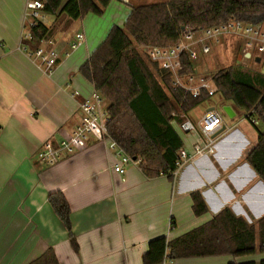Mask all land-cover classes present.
I'll return each mask as SVG.
<instances>
[{
	"label": "crops",
	"instance_id": "0c3cea01",
	"mask_svg": "<svg viewBox=\"0 0 264 264\" xmlns=\"http://www.w3.org/2000/svg\"><path fill=\"white\" fill-rule=\"evenodd\" d=\"M28 1L0 0V264H31L48 250L60 264H143L152 240L178 238L226 208L250 224L264 216V183L247 162L262 131L251 122V113L229 101L224 109L231 108L233 117H222L224 132L215 156L181 168L173 179L147 178L138 164L124 166L123 174L115 172L120 163L117 152L109 142L97 140L54 166L41 162L40 147L70 136L82 117L80 102L96 91L82 75V67L114 26L124 27L132 6L148 3L113 0L101 17L47 19V26H53L49 41L59 53V63L49 74L23 45ZM78 33L85 40L71 50ZM75 93L78 96L73 97ZM207 108L205 113L216 110L213 105ZM186 118L194 122L188 114ZM186 141L192 143L194 138ZM196 191L208 207L199 218L191 198ZM53 193L62 194L68 203L78 253L49 202ZM263 259L257 254L164 264H241Z\"/></svg>",
	"mask_w": 264,
	"mask_h": 264
},
{
	"label": "trees",
	"instance_id": "16d2710c",
	"mask_svg": "<svg viewBox=\"0 0 264 264\" xmlns=\"http://www.w3.org/2000/svg\"><path fill=\"white\" fill-rule=\"evenodd\" d=\"M41 1L43 13L60 22L65 18L78 21L88 14L101 17L113 0ZM231 20L262 27L264 0H167L132 6L124 27L114 26L82 67V75L107 102L109 137L139 163L147 178L168 176L173 179L178 153L184 144L173 121H182L179 115L186 116L210 97L205 91L199 98H193L181 89H174L172 75L159 64L145 60L138 48L176 46L188 32H200ZM28 30L32 39H23V45L29 53L35 52L42 41L49 40L53 34V26L43 23ZM180 66L182 76L195 74L188 54H182ZM205 80L212 82L216 93H220L225 101L251 113L264 125L263 74L235 65L221 69ZM247 162L264 183V131L259 133L258 143L247 156ZM191 198L195 216L206 215L208 207L201 193L196 191ZM49 202L78 253L65 197L53 193ZM257 254L264 255V216L257 226L250 225L226 208L209 222L178 238L152 240L143 256V264L219 256L243 258ZM31 264L60 263L55 253L48 250ZM241 264H264V259Z\"/></svg>",
	"mask_w": 264,
	"mask_h": 264
},
{
	"label": "built area",
	"instance_id": "2783aa9c",
	"mask_svg": "<svg viewBox=\"0 0 264 264\" xmlns=\"http://www.w3.org/2000/svg\"><path fill=\"white\" fill-rule=\"evenodd\" d=\"M43 10L44 3L41 0H29L27 5V18L29 20H27V24L24 27L31 29L36 27L38 23L47 25V15L43 13ZM28 29L25 30L23 35V39L25 40L32 39ZM200 33L202 36L196 39L195 35ZM225 35L246 40L245 59L252 58V53L248 49L253 45H256L258 52L264 56V30L260 27L231 20L200 32H188L176 46L165 48L150 47L146 49L147 57L151 62L159 64L161 69L168 71L172 75V86L174 89H181L192 95L193 98H199L202 92L205 91L211 98L215 95L216 90L215 88H209V81H206L205 78L197 80L195 74L187 76L180 74V58L184 53L188 54L191 60L196 58L197 54L193 50V47L196 45L202 46L203 53H209L210 49L205 45V42L210 39L218 41V37ZM84 40L85 36L83 34H76L74 42L71 45V50H76L80 47ZM29 55L38 61L39 67L49 74L59 62V53L49 40L42 41L40 47ZM76 96H78L77 93L73 95V97ZM104 103L105 100L96 91L82 100L79 104L82 117L76 129L68 138L63 139L58 144H54L51 141L45 142L37 152L38 159L47 166H54L65 157L75 153L81 146L89 143V141L97 140L105 143L109 142L110 149L117 152L120 163L115 167V172L123 174L125 172L124 166L130 164L139 165L138 162L127 156L118 147L117 143L109 137V116ZM182 118L183 120L180 122L178 120L173 121L174 127L181 134L193 137L194 141L188 145L183 144L178 153L177 170L175 172L187 165H195L202 159L215 156L220 139L216 135L223 129V118L216 110H208L198 123L187 119L186 116ZM251 122L254 125L258 124V120L256 119L251 120Z\"/></svg>",
	"mask_w": 264,
	"mask_h": 264
},
{
	"label": "rangeland",
	"instance_id": "374dc122",
	"mask_svg": "<svg viewBox=\"0 0 264 264\" xmlns=\"http://www.w3.org/2000/svg\"><path fill=\"white\" fill-rule=\"evenodd\" d=\"M129 2L136 4H153L151 2H159V0L156 1H140V0H129ZM48 20H52V17H47ZM62 22V21H61ZM62 24V23H61ZM60 26L58 24L57 26ZM264 30V25L260 27ZM26 30V29H25ZM202 36V34H196L195 38L199 39V37ZM205 45H207L210 49L209 53L205 54L202 51L201 45H196L193 47V50L196 52V58H194L193 61V67L195 70V78L197 80L205 77H209L216 72H218L221 69L228 68L230 66L235 65H243L251 69L255 73H260L264 75V56H262L258 50L257 46L253 45L248 50L252 53L251 59H245L244 58V51L246 49V40H240L239 37L234 36H220L218 37V41L216 39H210L205 42ZM141 55L149 62V58L147 57L146 48H138ZM256 57H260L262 59L261 63H256ZM209 88L213 89L214 86L211 81H209ZM229 104L228 101H225L220 93H215L214 97L209 98L204 103L200 104L198 107L193 109L188 113V116L194 120L195 123H198L199 120L204 115L205 111L208 109L207 107L209 105H213L216 110L219 112V114L225 119L227 118L226 113L224 111V107ZM104 105L107 107V102L104 103ZM175 115V114H174ZM180 117L184 115H179ZM175 117H177L175 115ZM251 120L256 119L255 117L250 118ZM180 122V121H178ZM251 123V122H250ZM254 125V124H253ZM258 125V126H257ZM255 126L256 129L263 131L264 125L260 121H258V124ZM179 132V130H178ZM180 133V132H179ZM182 136L184 142L187 144V136L180 133ZM205 216V215H204ZM203 217V216H202ZM199 218V217H198ZM259 221V220H258ZM256 219H254L253 224L257 226Z\"/></svg>",
	"mask_w": 264,
	"mask_h": 264
},
{
	"label": "water",
	"instance_id": "95a60500",
	"mask_svg": "<svg viewBox=\"0 0 264 264\" xmlns=\"http://www.w3.org/2000/svg\"><path fill=\"white\" fill-rule=\"evenodd\" d=\"M247 57H249V55H247ZM260 62H261V59L260 58H256V63H260ZM209 110H214V109H209ZM224 111L229 117H233V112H232L231 108L227 107V108L224 109ZM222 132H224L223 129L216 136H219Z\"/></svg>",
	"mask_w": 264,
	"mask_h": 264
}]
</instances>
